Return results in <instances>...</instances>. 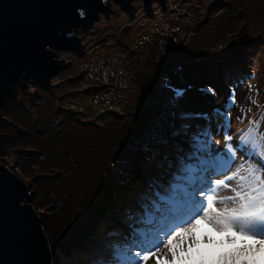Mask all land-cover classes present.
I'll return each instance as SVG.
<instances>
[{
  "label": "rangeland",
  "instance_id": "374dc122",
  "mask_svg": "<svg viewBox=\"0 0 264 264\" xmlns=\"http://www.w3.org/2000/svg\"><path fill=\"white\" fill-rule=\"evenodd\" d=\"M163 1L162 8L151 0L147 13L141 0H130V17L110 0L107 17L98 13L86 29L76 28V50L52 49L66 68L45 86L21 80L0 111V163L28 186V203L40 213L56 264L105 263L112 245L128 242L143 227L140 216L154 198L153 184L172 179L179 159L187 161L190 134L205 125L194 114L211 113L234 92L227 135L250 120L264 131V85L256 78L264 40L250 39L246 47L243 39L245 23L264 20V4ZM218 47H228L220 59L225 68L254 72L247 82L232 87L212 73L219 71L216 64L203 58ZM169 85L183 88L184 95L175 97ZM209 87L215 95L201 91ZM110 108L116 112L109 114ZM233 116L246 120L234 127ZM183 125H189L188 134ZM237 167L236 160L232 171ZM231 194V188L219 190L220 196ZM58 243L69 247L67 256ZM156 257L163 262L170 254L161 249L144 264H156Z\"/></svg>",
  "mask_w": 264,
  "mask_h": 264
},
{
  "label": "snow or ice",
  "instance_id": "6c2138e0",
  "mask_svg": "<svg viewBox=\"0 0 264 264\" xmlns=\"http://www.w3.org/2000/svg\"><path fill=\"white\" fill-rule=\"evenodd\" d=\"M168 87L175 97L184 95L183 88ZM201 91L215 95L210 87ZM235 103L233 92L224 111L216 108L211 113L195 114L206 124L197 125L190 134V162L179 159L168 186L144 205L140 216L143 227L134 229L128 242L111 246L108 264H144L156 256L161 245L167 248L170 259L162 262L156 257V264H264V132H260L259 121L250 120L233 146L227 128L228 110ZM214 118L223 121L218 120L217 126L225 132L224 149L215 154L210 139ZM183 128L188 134L189 125ZM238 151L248 160L231 171ZM242 169L246 175H240ZM216 175L223 178L211 179ZM236 177L239 180L232 186L229 181ZM221 188H231L232 194L220 196ZM217 203L223 206L216 207ZM202 225L206 226L203 230Z\"/></svg>",
  "mask_w": 264,
  "mask_h": 264
},
{
  "label": "water",
  "instance_id": "95a60500",
  "mask_svg": "<svg viewBox=\"0 0 264 264\" xmlns=\"http://www.w3.org/2000/svg\"><path fill=\"white\" fill-rule=\"evenodd\" d=\"M109 1L0 0V107L21 80L45 86L66 68L52 49L76 50V28L86 29L98 13L107 17ZM112 1L126 14L133 9L130 0ZM141 1L150 13L151 0ZM157 2L163 8L164 1ZM30 201L28 186L0 163V264H56L55 246ZM57 249L70 253L62 243Z\"/></svg>",
  "mask_w": 264,
  "mask_h": 264
},
{
  "label": "trees",
  "instance_id": "16d2710c",
  "mask_svg": "<svg viewBox=\"0 0 264 264\" xmlns=\"http://www.w3.org/2000/svg\"><path fill=\"white\" fill-rule=\"evenodd\" d=\"M262 4H264V1L259 0V2H258L257 5H262ZM188 9H189V12L190 13L195 14L194 11H192V6L191 5L188 7ZM238 13H239L240 17L243 16V12L242 11H239ZM168 15H170V14L166 12V14H163V17H166ZM152 22H154V21L152 20ZM176 22H178V21H176ZM244 26H245L246 29L244 30L243 39L245 40V46L246 47H249L253 43L252 40H250V39H253V40H256V41L264 40V20H262V19H255L253 21H250L248 23H245ZM150 29L151 28H149L148 30H150ZM157 31L159 32V29H157ZM150 34H152V33H150ZM255 34H257L258 36H254ZM227 48L224 49V48H219L218 47V50L214 51L211 54V56L204 57L203 59H205L206 61H211V62L215 63L216 64L215 67L218 68L219 71H217V70L216 71H213L212 70V73H217L219 77H222L220 80H223L225 82H228V85L229 86H233L232 83L234 81H240L242 77H241V75H239V76L234 75L233 68H231V70L230 69L228 70L227 68H225L223 60H220L221 59V53H223L224 50H227ZM263 56H264V52H263ZM192 64H193V62H191V65ZM241 72L242 73L246 72L245 74L247 75V69H243L242 66H241ZM251 72H252V70H251ZM256 72H257L256 75L258 74L256 78H258L259 80H261V82H258V83L263 88V85H264V60L262 62V65L260 66V69H257ZM253 73L254 72L251 73V76L250 77H252V74ZM226 75H228V78H226ZM243 76H244V74H243ZM82 89H85V88H82ZM101 92H106V91H102L101 90ZM200 93H202V92L200 91ZM210 103H211V101L205 102L203 104V106L206 107ZM102 107H105V105H102ZM116 109L117 108H110V109H108V111L110 112L109 114L116 112ZM100 114L101 113H98V114H96V116H99Z\"/></svg>",
  "mask_w": 264,
  "mask_h": 264
},
{
  "label": "bare ground",
  "instance_id": "6f19581e",
  "mask_svg": "<svg viewBox=\"0 0 264 264\" xmlns=\"http://www.w3.org/2000/svg\"><path fill=\"white\" fill-rule=\"evenodd\" d=\"M137 6V5H136ZM133 7H134V5H133ZM132 13V15L130 16V17H133L134 16V11L133 12H131ZM90 23V22H89ZM88 25V24H87ZM78 47V46H77ZM233 72H234V75H236V76H239V75H241V80L240 81H234L232 84L233 85H236L237 83H243V82H247L249 79H250V76H251V69H249V71H248V69H247V75L245 74V73H242L241 72V66L240 65H238V66H235V67H233ZM241 73V74H240ZM243 74H244V76H243ZM13 90H15V86H14V88H13ZM8 101V100H7ZM10 103V102H9ZM13 106V105H12ZM2 107H4V106H2ZM2 107H0V111H2L1 109H2ZM0 131H4V130H2V129H0ZM3 143H4V141H3V138H0V149H1V147L3 146ZM53 147H54V145H49V148H50V150H53ZM173 177V176H172ZM171 177V178H172ZM170 181V180H169ZM169 181H168V183H166V184H162L161 185V182H159V183H157V184H153V186H154V189H155V191L157 192V191H161V192H163V189H164V187H166L168 184H169ZM126 232H129L128 230H126Z\"/></svg>",
  "mask_w": 264,
  "mask_h": 264
},
{
  "label": "clouds",
  "instance_id": "9594fccd",
  "mask_svg": "<svg viewBox=\"0 0 264 264\" xmlns=\"http://www.w3.org/2000/svg\"><path fill=\"white\" fill-rule=\"evenodd\" d=\"M35 83H37V82H35ZM226 102H227V98L225 99V102H224V104H226Z\"/></svg>",
  "mask_w": 264,
  "mask_h": 264
}]
</instances>
